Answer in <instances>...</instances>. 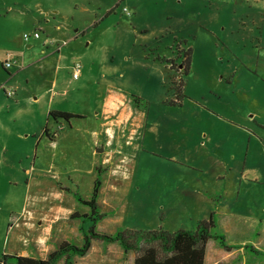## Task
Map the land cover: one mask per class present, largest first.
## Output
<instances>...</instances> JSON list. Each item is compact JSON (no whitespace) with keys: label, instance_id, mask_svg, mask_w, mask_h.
Returning a JSON list of instances; mask_svg holds the SVG:
<instances>
[{"label":"rangeland","instance_id":"1","mask_svg":"<svg viewBox=\"0 0 264 264\" xmlns=\"http://www.w3.org/2000/svg\"><path fill=\"white\" fill-rule=\"evenodd\" d=\"M35 30L41 39H49V32L51 36L59 33L53 41L65 43L61 48L65 63L59 64L67 66V82L71 80L73 63L81 64V77L76 82L69 81V95L62 105L63 110L79 119L58 121L64 127L63 138L54 146L15 136L25 123L11 104L23 106L36 97V92L48 88L51 73L58 65L55 59L46 60V75L37 73L36 62L49 56L44 58L41 49L22 42L23 33ZM47 48L48 53L51 48ZM33 50L35 53H31ZM187 50L190 53L186 60ZM25 51L33 59L23 65L21 53ZM14 59L15 66L2 67L4 61ZM108 84L132 98V108L160 111L166 121H179L185 128V140L190 136L191 122L212 116L206 108L197 110L196 104L203 102L201 95L205 93H218L215 103L229 121L255 118L252 129L242 127L248 132L241 138L230 137L225 149L228 158L230 152L241 147L240 157L247 156L244 175L255 180L250 185L253 193L245 196V210L256 214L251 197L264 208V0H0V158L5 171L10 173L8 167L12 165L20 171L32 165L50 166L62 177L88 180L91 146L84 130L107 122L102 127L105 151L96 152L100 156V176L95 172L94 178L101 185L122 181L128 187V201L118 198L113 209L102 211L105 232L113 236L118 230H158L160 204L166 198L156 187L160 180L163 183L165 175L172 178V165L181 167V163L164 153L143 154L145 158L137 159L136 128L128 111L122 110L125 105L114 114L106 112L102 105L109 93ZM56 132L58 129L51 136ZM30 148L27 159L11 153ZM193 175L196 183H208L207 175ZM220 177L222 186L224 175ZM2 178L0 170V235L1 225L5 227L7 223V201L13 207L21 202V193L7 189ZM78 187L84 195L83 186ZM178 217L177 221H168L169 230L180 226L182 218ZM258 240L256 245L245 243L232 249L213 239L205 251L206 261L264 264V242Z\"/></svg>","mask_w":264,"mask_h":264},{"label":"crops","instance_id":"2","mask_svg":"<svg viewBox=\"0 0 264 264\" xmlns=\"http://www.w3.org/2000/svg\"><path fill=\"white\" fill-rule=\"evenodd\" d=\"M57 34L59 35L56 32L51 36L49 32V39H41V34H39L38 39L30 38L28 41H22L30 42V47L41 49L40 55L43 57L49 56L44 57L45 59L42 61L36 62L34 59L37 73L43 72L42 75H46V70H44L46 60L55 59L58 65L51 73L53 78H51L48 88L36 92V97L23 106H19L17 102L11 104L15 107L14 110L17 109L19 119L25 123V126L19 130L20 132H15V136L19 140L34 138L37 144L43 142L54 146L63 138L64 127L58 121L53 122L47 117L48 113L53 111L68 113L63 110L62 105L67 101L66 97L69 95L67 85L73 79L72 71L71 80L67 82L65 79L67 66H63L65 56L61 49L65 43L58 45L53 41V37ZM47 47L51 48L48 53ZM31 53H35V51L33 50ZM32 59L33 55L27 54L26 51L21 53L23 65ZM62 62L63 64H59ZM12 63V66H15L17 61L14 59ZM60 69L64 71L61 74H59ZM80 77L81 70L78 78L73 81H78ZM220 84L222 81L219 82ZM106 88L109 93L103 99L104 110L114 114L119 106L125 105L122 110L128 111V117L131 118V122L136 128L135 152H137V159L145 158L143 154L154 156L164 153L167 157L175 158L181 163V167L172 165L170 167L172 178L165 175L163 183L160 180L156 187L159 194L164 196L162 198H166L160 204L158 214L160 228L158 230L166 231L168 234L180 230L193 232L198 223L207 220L210 213H214L217 222L215 233L224 236V242L227 246L233 247L232 249L239 245L243 246L245 243L256 245L258 239L264 242V208L261 204H256L251 197L256 214L249 209L245 210L247 203L245 196H251L253 191L250 185L255 181L244 175L247 156L240 157L241 147H236V150L233 151H237L238 155L232 151L226 158L228 153L225 149L230 137L241 138L245 132H248L242 127L252 129L251 126H254L255 118L254 120L247 118L232 120L229 118V121L223 109L215 103L216 99L214 98L218 93L214 91L211 95L205 93L201 95L203 102L199 106L196 104L197 110H201L202 107L206 108L212 116H206L205 120L191 122L190 136L185 140L183 137L186 136L185 128L179 124V121H166V118L160 115V111L134 109L131 106L132 101L127 95L110 84L106 85ZM180 107H184V104H180ZM106 123L102 122L98 127L96 125L89 126L84 130L91 146V157L86 169V175L91 176L88 180L62 177L54 173L50 166L34 168L32 165L30 168L23 167L20 171V168L12 165L8 167L9 173L5 171L4 161L0 158V170H3L2 182L6 184L7 189L10 188L21 193V202L16 207H13L12 204L9 205V200L7 204L5 203L7 223L5 227L4 224L1 225L0 257L7 255L45 260L59 243L65 242L76 246L82 244L83 232L88 230L90 223L80 216L88 215L89 210L78 201L77 197L88 200L96 180L95 172L98 177L100 176L98 169L100 156L96 155V152L97 150L105 151V146L101 143L102 140H105L102 135V131H104L102 127ZM27 124L28 126H26ZM44 126L48 135L58 129V132L53 135L52 141L46 139L42 134ZM29 145L32 146L31 141ZM11 153L18 158L25 157L27 159L31 148L27 151ZM19 163L22 164L21 161ZM103 163L100 162V164ZM205 163L207 166H204ZM196 172L207 175L208 183L205 185L196 183V177L193 175ZM221 175H224L222 186L219 183ZM125 178H128V174ZM66 180L68 183L74 184V188L68 187ZM80 185L85 190L84 195L81 194L82 189L80 190L78 187ZM146 189L148 195H151L148 186ZM118 198L125 202L128 201V187L123 185L122 181L117 184L101 185L100 183L96 204L102 217L94 227L96 232L108 235L105 232L106 225L103 222L102 211L105 208L113 209V202ZM73 215L77 217H72ZM178 215L182 218L180 226L169 230L168 221H177ZM211 240L213 239L208 240L205 245L203 264H208L205 251L211 246ZM132 253L135 252L125 253L116 242L104 243L100 240H92L90 248L84 256L70 257L69 262L71 264H133L136 253L135 256L131 255ZM56 264H64V259L59 260Z\"/></svg>","mask_w":264,"mask_h":264},{"label":"trees","instance_id":"3","mask_svg":"<svg viewBox=\"0 0 264 264\" xmlns=\"http://www.w3.org/2000/svg\"><path fill=\"white\" fill-rule=\"evenodd\" d=\"M189 53V50L184 53L187 56L185 57L186 60ZM177 92L179 93V88ZM131 101L133 103L132 98ZM47 117L53 122L59 120L69 122L73 119H79L76 115L56 111L48 113ZM42 132L49 141L54 139V136L48 135L45 126ZM99 186L100 181L96 179L88 200L77 197L78 201L89 209V214L82 215L80 218L90 223L88 230L83 232V241L80 246L65 242L59 243L56 249L47 255L45 260L3 255L0 257V264H56L61 259H64V264H71L69 258L84 256L88 252L92 240H100L104 243L116 242L125 253L135 252L137 255L133 264H203L207 241L214 239L221 245L224 243V238L215 233L217 222L214 213H210L207 220L198 223L193 232L180 230L168 234L162 230L131 232L118 230L113 236L98 233L94 230V227L102 217L96 204ZM72 217L77 216L73 215ZM143 244L149 245L143 246Z\"/></svg>","mask_w":264,"mask_h":264},{"label":"built area","instance_id":"4","mask_svg":"<svg viewBox=\"0 0 264 264\" xmlns=\"http://www.w3.org/2000/svg\"><path fill=\"white\" fill-rule=\"evenodd\" d=\"M123 12H125L128 15V12L125 8H123ZM30 38L38 39L39 38V33L37 31L33 32L32 34H22V39L24 41H28ZM3 68L7 69L13 65L11 61H4L3 62ZM81 70V64L79 62H74L72 66V78L77 79L79 76Z\"/></svg>","mask_w":264,"mask_h":264}]
</instances>
